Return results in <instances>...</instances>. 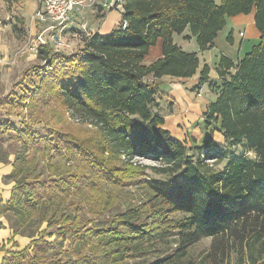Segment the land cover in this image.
Listing matches in <instances>:
<instances>
[{
	"label": "trees",
	"instance_id": "trees-1",
	"mask_svg": "<svg viewBox=\"0 0 264 264\" xmlns=\"http://www.w3.org/2000/svg\"><path fill=\"white\" fill-rule=\"evenodd\" d=\"M123 7L126 28L121 20L109 34L92 33L71 54L49 45L38 51L45 74L23 98L24 127L8 124L23 146L9 161L10 198L0 192V216L28 242L8 251L3 264H264V0H124ZM252 11L258 43L237 61L222 55L210 84L217 97L203 116L211 136L201 143L174 137L158 112L160 79H189L200 66L198 52L175 34L189 28L200 51L211 49L227 18ZM159 39L162 56L146 63ZM210 70L202 67L199 84ZM67 114L96 127V149L63 131ZM39 124L46 134L34 130ZM215 130L253 155L214 169ZM57 144L64 170L51 165L44 178L39 159L49 160ZM1 152L0 162H8ZM118 156L126 161L114 164ZM147 156L161 165L133 163ZM125 188H135L126 204ZM82 207L96 214L83 218ZM204 237L210 249L188 259V248Z\"/></svg>",
	"mask_w": 264,
	"mask_h": 264
},
{
	"label": "rangeland",
	"instance_id": "rangeland-1",
	"mask_svg": "<svg viewBox=\"0 0 264 264\" xmlns=\"http://www.w3.org/2000/svg\"><path fill=\"white\" fill-rule=\"evenodd\" d=\"M33 2V0H0V148L7 152L6 158L8 162L14 160L15 152L21 150L23 146V143L18 135V130L16 128L10 127L8 124L13 125L18 129L24 127L23 125L25 121H27V119H25V101L23 100V98L29 97L31 95L34 89L39 86L40 81L45 74V61L42 62L40 60V58L38 57V52L34 50L32 45L34 36L39 32L38 29H35L36 21L34 19L33 13L34 8H32V6L34 5ZM93 7H100L101 9L99 10V12L103 9V7L98 3ZM242 24L243 30H239V27H235L234 31H229L230 27L227 26L226 32L221 31V34H219V37H217V44L222 48L226 47L227 51L230 54H234V56H236V54H240V52L241 56H245V54L249 52L252 47L259 41V39H256L257 41H255V38L246 35L244 32V28L246 27L248 29V24L245 21L242 22ZM65 27L66 25H61L57 28L60 29L61 40L63 41V43H65V45L67 44L68 46V44H70L71 42L70 40L75 37H80L81 33L73 31L70 33L71 39H68L69 34L66 35L64 31ZM72 33L73 35H71ZM229 35H231V40H229L228 38ZM186 38L187 37H185V39ZM81 41L84 43L83 37H81ZM243 41L244 43H242ZM176 42H178L187 51L194 50V46L197 45L195 37H193L192 42L189 39L184 40L181 38V36L176 35ZM192 44H194V46ZM51 47L57 54H66L64 51H66V49H69V46L60 49L57 47L55 48L54 46ZM205 56V54L201 56L200 53V59H203ZM156 58L157 56H154V54L151 53V55L149 54V56L146 57L145 62L150 63ZM211 76H213V74ZM197 95H202V91H198ZM163 96H166V101L164 102L163 100H161L158 112L162 115H165L166 113L170 112V105H172L173 103L171 101H168V99L171 98L174 100L175 96L169 95L168 93H164ZM66 119L67 120L63 126V131L82 141H84L83 139H87V143H89V145H91L93 149H96L97 137L99 136L96 127L92 126L91 124H87L83 117L74 119L73 117H69V115L67 114ZM180 121L182 122V120H178V128H183L184 124L185 128L183 129H186L195 124L193 120H188L183 124H181ZM195 126L196 131L194 132V137L197 139L200 136V130H202V128L198 127L199 125ZM34 127V130L38 133L46 134L48 132V126H44V124L35 125ZM170 128L172 129L171 134L174 137L180 140L185 138V136L181 137L177 135L174 126ZM217 135L219 139L216 140L219 141L218 143L220 156L217 161L212 158L210 160V163L214 164V169H221L222 167H224L227 161L234 155H253L251 152L245 151L242 144H230L228 141L220 138L221 136H219V134ZM197 140H199V138ZM204 140L205 139H201V142ZM60 145L57 144L56 151H54L51 157L48 158L49 160H45L42 158L39 159V170L42 173V177L47 178L49 176L51 165H57L58 170L62 169L59 155ZM0 155L3 158L4 154L2 152L0 153ZM120 160L123 162L126 161V158L124 156L115 157L113 163L121 164L122 162H120ZM8 162L1 161L0 164L11 163ZM133 163L135 165L140 163L143 165L148 164L151 166L161 165V161L155 159V157L153 156L135 157L133 159ZM153 171V169H148L147 175L151 176L153 179L160 180L162 176L159 174H153ZM13 182L14 181L10 175L0 177V191L2 192V190H4L6 186H10ZM3 183L6 184V186H3ZM128 191H135V188H125L123 194L124 204L128 203L131 199V197L126 194ZM141 193H143V191L139 190L138 196L135 197V200L139 198V195H141ZM81 209L82 210L80 212V216L83 218L92 217L96 214L92 213L87 208L82 207ZM177 215L181 214L177 213ZM46 225L47 224H44L41 229H45ZM21 229L23 232H27L29 230V228H27L26 226L21 227ZM51 230L52 229H49V231ZM52 239L53 238H51L50 240ZM211 240V237H204L200 241L191 245L188 248L187 258H199L204 252L210 249ZM23 247L24 246L22 245L17 249L19 250ZM30 253H32V250Z\"/></svg>",
	"mask_w": 264,
	"mask_h": 264
},
{
	"label": "crops",
	"instance_id": "crops-1",
	"mask_svg": "<svg viewBox=\"0 0 264 264\" xmlns=\"http://www.w3.org/2000/svg\"><path fill=\"white\" fill-rule=\"evenodd\" d=\"M33 1H34L33 2L34 5L32 6V8H34L33 13H35L36 9L38 8V1L37 0H33ZM100 9H101L100 7L86 6L83 9V13L85 14V19L89 23L90 31H92V33L98 32L100 34H109L113 29L118 27L120 21L122 20V12L116 8L102 9L99 12ZM254 13L255 11H252L250 14H241L235 17L227 18L226 26L221 31L226 32L227 26L230 27L229 31H234L235 27H239V30H243L242 22L245 21L248 24V29L246 27L244 28L245 34L251 36L252 38H255V41H257L260 36V33L254 22ZM80 27H81L80 24H67L66 27L64 28L65 29L64 31L66 35L69 34L68 39H71L70 36L71 32L73 31L81 32ZM35 29L39 30L40 25L35 23ZM220 32L219 34H221ZM188 34H190L189 28H187L182 34H175L174 38L176 40V35H177V36H181V38L184 40L189 39L193 42V36H191V38L185 39V37H187ZM71 35H73V33ZM81 37L82 36L80 35V37H75L71 39L70 44H68L69 49H66V51L64 52L66 54H71L76 52V50L82 45ZM217 39L218 38L215 39L213 48L206 51H200L198 45L194 46V44H192L194 46V50L192 51L198 52L199 58H200V53L201 56L203 54L206 55L203 59L202 58L200 59L199 72L194 77L189 79H179V78H173L171 76H164L160 79L162 91L164 93H168L169 95L175 96L174 100L171 98L168 99V101H171L173 103L172 105H170V112L163 115L165 117L164 127L169 129L172 133V129L170 127L174 126L178 136L181 137L185 136V138L189 136L190 138H194L198 143H201V139H207L208 137L211 136L210 129L204 127L205 118L203 116V112L206 110L209 103L215 100L217 97V94L212 90L210 84L213 82V80H217L219 78L217 71H218V64L220 57L222 55H226L231 59H233L234 61H237L244 57V55L241 56V52L240 54H236V56H234V54H230L227 51L226 47L222 48L217 44L216 42ZM242 43H244V41ZM162 46H163V40L159 39L157 44L151 47L146 57L149 56V54L151 55V53L154 54V56H157V58L162 56V51H163ZM205 64H209L211 67L210 78L205 83L199 84V75H200L199 73ZM212 74L213 76H211ZM198 91H202V95H197ZM165 98L166 96H163L162 94V96H159L158 99L160 100V102L161 100L165 102L166 101ZM178 120H182V122L180 121L181 124H183L188 120H193L195 124L190 128H186V129H183L185 128L184 124H183V128L182 127L178 128ZM195 125H199L198 127L202 128V130H200L201 132L200 136L198 137L199 140H197L198 138L196 139L194 137L195 136L194 132L196 131ZM217 134L221 136L220 138L224 139L222 133L218 130H215V132L213 133L214 141H217L219 139ZM12 168L13 167L11 163L0 164V177L9 175L12 171ZM13 183L10 186H6V184L3 183V186H6V188H4L2 192L1 191L0 192L2 194L4 201H7L10 198ZM0 223H3V226L0 228V264H3L5 259L9 256L7 252L10 250H16L22 245L25 246L28 242L27 240L28 237L23 236L21 234L14 235L13 230L9 226L8 220L4 216H0Z\"/></svg>",
	"mask_w": 264,
	"mask_h": 264
},
{
	"label": "built area",
	"instance_id": "built-area-1",
	"mask_svg": "<svg viewBox=\"0 0 264 264\" xmlns=\"http://www.w3.org/2000/svg\"><path fill=\"white\" fill-rule=\"evenodd\" d=\"M39 8L34 13L35 23L40 25L39 32L32 40L33 48L36 52L41 46L49 45L55 48H66L67 44L61 40V33L58 26L67 24H80L81 36L84 43L79 47L78 52L86 43L87 39L92 35L83 9L86 6H94L100 4L103 9L116 8L122 13L124 12L123 0H37ZM127 27V21L122 20V28ZM86 36V37H85Z\"/></svg>",
	"mask_w": 264,
	"mask_h": 264
}]
</instances>
